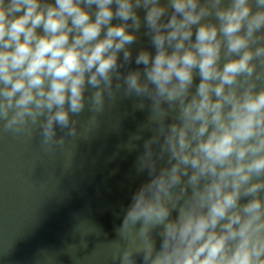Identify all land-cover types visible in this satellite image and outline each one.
Listing matches in <instances>:
<instances>
[{
  "label": "clouds",
  "instance_id": "9594fccd",
  "mask_svg": "<svg viewBox=\"0 0 264 264\" xmlns=\"http://www.w3.org/2000/svg\"><path fill=\"white\" fill-rule=\"evenodd\" d=\"M121 94L149 109L122 146L148 178L111 261L264 264V0H0V132L51 150Z\"/></svg>",
  "mask_w": 264,
  "mask_h": 264
},
{
  "label": "water",
  "instance_id": "95a60500",
  "mask_svg": "<svg viewBox=\"0 0 264 264\" xmlns=\"http://www.w3.org/2000/svg\"><path fill=\"white\" fill-rule=\"evenodd\" d=\"M143 31L131 46L133 62L122 71L136 69L137 50L150 48ZM138 102L121 94L106 105L98 127L85 109L76 119L87 138L67 136L51 150L41 145L38 128L32 137L0 132V264H119L111 261L106 242L117 239V213L148 178L135 172L139 150L122 147L147 122L149 109L137 110ZM65 132L57 127V138Z\"/></svg>",
  "mask_w": 264,
  "mask_h": 264
}]
</instances>
